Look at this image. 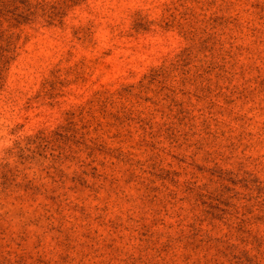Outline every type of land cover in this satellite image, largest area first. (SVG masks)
<instances>
[{
    "label": "rangeland",
    "instance_id": "374dc122",
    "mask_svg": "<svg viewBox=\"0 0 264 264\" xmlns=\"http://www.w3.org/2000/svg\"><path fill=\"white\" fill-rule=\"evenodd\" d=\"M0 264H264V0H0Z\"/></svg>",
    "mask_w": 264,
    "mask_h": 264
}]
</instances>
